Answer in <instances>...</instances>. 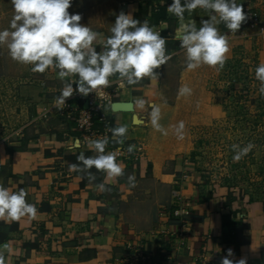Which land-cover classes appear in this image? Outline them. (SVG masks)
I'll return each instance as SVG.
<instances>
[{
	"label": "crops",
	"instance_id": "1",
	"mask_svg": "<svg viewBox=\"0 0 264 264\" xmlns=\"http://www.w3.org/2000/svg\"><path fill=\"white\" fill-rule=\"evenodd\" d=\"M172 2L155 3L145 20L166 40H179V21L167 12ZM237 3L259 18L254 26L246 20L234 33L237 44L256 52L258 66L264 62V0ZM142 11V0L123 3L115 19L120 12L134 17ZM184 16L186 21L195 20L199 28L209 13L196 9ZM113 24L91 29L105 39ZM218 26L225 28L223 23ZM94 46L103 51L100 43ZM31 67L27 85L21 87L32 105L28 121L0 137V184L11 191L25 190L37 215L5 223L9 230L0 240L5 264H220L228 249L233 250L234 256L229 258L234 261L246 258L247 264H264L261 188L214 179L210 172L199 169V156L188 141L173 140L150 128L149 109L146 105L141 108L137 101L154 99L161 109L157 79L145 77L128 85L118 74L110 78L116 88L113 102H133L134 111H113L110 106L106 114L116 126L127 125L126 142L141 144L144 154L133 163L117 159L124 168L122 177L103 173L100 180L90 181L87 174L70 171L63 156L65 150L96 154L89 143L81 141L76 123L69 117L74 107H82L79 99L85 96L74 93L67 99L62 121H46L42 115L51 109L47 107L50 98L42 92H56L63 82L58 69L41 74ZM134 114L143 122L135 124ZM0 124V130L8 126ZM92 173L96 178L98 174ZM129 175L135 176V187L129 185ZM101 183L110 191L99 190Z\"/></svg>",
	"mask_w": 264,
	"mask_h": 264
},
{
	"label": "clouds",
	"instance_id": "2",
	"mask_svg": "<svg viewBox=\"0 0 264 264\" xmlns=\"http://www.w3.org/2000/svg\"><path fill=\"white\" fill-rule=\"evenodd\" d=\"M14 16L10 28L0 31V45H6L10 58L22 65H31L34 73H45L49 69H58V78L63 82L54 107L62 111L67 99L74 93L88 96L92 92L111 86L110 78L116 76L128 85L139 83L145 77L158 79L156 70L171 59L167 54V40L149 25L148 20L140 21L131 14L120 12L110 28L111 35L101 39V34L81 23L79 13L68 10L72 0H11ZM200 9L209 13V18L201 21L197 28L195 20H185V12L191 14ZM167 12L177 18V34L180 47L185 52L186 69L194 71L206 65L216 71L224 68L229 52L228 35L221 34L218 25L223 23L232 34L239 31L247 16L242 4L236 0H173L167 6ZM100 43L103 51L94 46ZM78 77V79H66ZM255 79L260 82L259 92L264 96V62L255 68ZM73 84L76 87H73ZM192 89L182 85L178 97L190 96ZM142 108L145 101H137ZM150 123L152 127L167 135L168 132L159 123L161 109L151 105ZM185 123L179 121L174 126L179 139H183ZM113 142L123 145L127 138L128 127L121 125L110 129ZM109 143L107 137L89 141V148L96 154L86 157L82 152L77 156L78 163L69 165L70 171L87 174L90 181L95 180L91 169L104 172L107 177L119 178L124 168L117 162V153L105 152ZM79 146V141L76 142ZM255 145L249 142L241 147L233 144V160L239 162ZM136 146L129 145L128 153ZM128 183L135 187V176H128ZM101 191H110L105 184L97 185ZM23 189L11 191L0 184V221L16 222L27 216L35 219L37 208L26 200ZM232 249L227 250L220 264H247L246 258L234 261ZM0 264H5L0 254Z\"/></svg>",
	"mask_w": 264,
	"mask_h": 264
},
{
	"label": "rangeland",
	"instance_id": "3",
	"mask_svg": "<svg viewBox=\"0 0 264 264\" xmlns=\"http://www.w3.org/2000/svg\"><path fill=\"white\" fill-rule=\"evenodd\" d=\"M130 1L136 0H72L68 11L81 14V23L90 28H107L113 24L119 7ZM14 14L11 0H0V31H12L10 21ZM218 28L221 34L228 35L229 44L228 59L220 71L206 65L188 71L182 48L167 51L171 59L158 69L156 85V98L161 106L159 123L171 139L179 140L174 126L184 121L183 139L199 156L196 163L200 170L210 172L214 179L247 188L259 187L264 195V96L259 92L260 82L254 80L258 55L248 45L237 44V37L226 27ZM29 67L13 61L7 46L0 45V123L8 124L0 130V137L28 121L32 105L21 87L27 85ZM182 85L192 89L190 96H177ZM58 86L56 92L50 89L42 92L50 98L47 107L51 109L42 115L49 122L63 119V110L54 107L62 88ZM243 87L247 89L242 90ZM150 101L151 105L155 103L154 99L145 100L149 113ZM150 128L154 129L152 125ZM249 142L255 147L235 162L232 145L244 147Z\"/></svg>",
	"mask_w": 264,
	"mask_h": 264
},
{
	"label": "built area",
	"instance_id": "4",
	"mask_svg": "<svg viewBox=\"0 0 264 264\" xmlns=\"http://www.w3.org/2000/svg\"><path fill=\"white\" fill-rule=\"evenodd\" d=\"M247 16V21L252 25L259 23V18L251 11H244ZM264 34V25L261 29ZM116 88L113 84L108 88L90 93L85 98L87 99L85 107H74L73 112L70 111L69 117L76 123V129L81 135V141L88 144L89 141L107 137L109 143L105 152H114L117 149V159L123 160L127 163L136 162L144 154L141 144H132L125 142L123 145H115L112 141L111 128L117 127L111 118L106 114L107 107L109 108L113 102V93ZM129 145H135L136 148L133 153L129 154L127 149ZM2 164L0 162V170ZM178 213V211H177Z\"/></svg>",
	"mask_w": 264,
	"mask_h": 264
},
{
	"label": "trees",
	"instance_id": "5",
	"mask_svg": "<svg viewBox=\"0 0 264 264\" xmlns=\"http://www.w3.org/2000/svg\"><path fill=\"white\" fill-rule=\"evenodd\" d=\"M161 1H164V0H142L143 11L141 13H137L134 16V18L139 19L141 22L144 21L146 19V16H148V13L154 10L155 3L161 2ZM236 2H237V0H236ZM242 27H244V23L242 24L241 28ZM167 45H169V46L167 47ZM167 45H166L167 51H172V50H176V49H180L181 48L179 40H177V39L167 40ZM96 50L98 52L101 51V46L97 47ZM244 79H246V77ZM254 80H256V79H254ZM245 89H247V88H244V87L242 88V90H245ZM111 142L113 144H115V145H120V144H116V143L113 142V137H112V141ZM125 142H126V140H125ZM83 154L86 157H89V155L87 153H83ZM78 155H79L78 153H73L70 150L63 151L64 160L69 165L73 164V163H78V161H77V156ZM91 172H95L96 174L101 175V176L97 175L95 180H100L102 178L103 173H104L102 171H97L95 168L91 169ZM8 230L9 229H7V227H5V222L4 221H0V240H2L6 236V233H7Z\"/></svg>",
	"mask_w": 264,
	"mask_h": 264
},
{
	"label": "water",
	"instance_id": "6",
	"mask_svg": "<svg viewBox=\"0 0 264 264\" xmlns=\"http://www.w3.org/2000/svg\"><path fill=\"white\" fill-rule=\"evenodd\" d=\"M86 102H87L86 98H80L79 99V103L82 105V107L86 106ZM111 109L113 111H134L133 102H130V101L129 102L114 101L111 104ZM133 122L135 124H139V123H142L143 120L141 118H139V116L137 114H134L133 115ZM77 141H79V139H76V142Z\"/></svg>",
	"mask_w": 264,
	"mask_h": 264
}]
</instances>
